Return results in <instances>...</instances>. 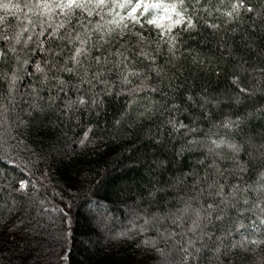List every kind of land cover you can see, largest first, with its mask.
Segmentation results:
<instances>
[{"label":"snow or ice","instance_id":"6c2138e0","mask_svg":"<svg viewBox=\"0 0 264 264\" xmlns=\"http://www.w3.org/2000/svg\"><path fill=\"white\" fill-rule=\"evenodd\" d=\"M0 11L4 13L0 15V128L17 131L34 127L37 122L43 126L40 118L49 114H55L61 123L73 118L78 121L79 116L103 107L104 99L113 95L128 98L126 111L139 104L137 96H143L141 119L151 120L160 113L174 117L184 111L181 105L169 101L158 106L148 99L149 93H162L151 83L152 74L159 78L161 73L157 63L161 48L166 47L175 57L179 32L195 30L200 23L213 31L221 28V24L209 23L205 17L222 18L226 24L241 21L242 14L264 19V9L258 11L252 0H0ZM151 31L158 33V41L145 36ZM245 44L250 55L234 63L230 81L235 85L233 99L245 108L259 104L262 107L257 110H264V46H257L252 39ZM153 45L155 52L146 50ZM241 73L245 79L251 78L249 85L242 86ZM184 102L198 103L201 115L207 116L213 100L187 95ZM251 115L230 114L216 127L223 129L225 136L235 135ZM164 123L172 134L185 136L188 145L205 143L187 139L188 134H198V129L182 120L166 117ZM93 132L94 125L89 123L77 144L86 147L92 143ZM225 149L231 153V169L217 164L225 159L220 155ZM207 152L212 162L205 165L200 161L205 174L193 177L191 188L183 180L177 181L184 195L176 210L165 214L175 230L161 236L173 240L179 237L176 243L182 259L192 264H199L202 254L204 258L210 254L214 264H242L248 258L252 264H264V256L257 255L264 250V143L212 139ZM241 152L246 160L238 159ZM20 174L25 178L16 181L14 187L0 185V220L5 212L13 217L4 225L5 230L15 228L29 207L38 205L33 221L37 227H41L43 214L57 211L46 207L36 195L39 186L31 178V170L20 169ZM229 179L237 182L230 183ZM3 191L12 199L5 198ZM250 193H256L254 199H241ZM59 211V221L48 217L47 227L55 231L59 226L63 235L71 221L68 211ZM142 243L156 246L155 240Z\"/></svg>","mask_w":264,"mask_h":264},{"label":"trees","instance_id":"16d2710c","mask_svg":"<svg viewBox=\"0 0 264 264\" xmlns=\"http://www.w3.org/2000/svg\"><path fill=\"white\" fill-rule=\"evenodd\" d=\"M252 2L258 11L264 9V0ZM0 15L4 13L0 11ZM205 19L221 24V28L213 31L200 23L195 30L179 32L175 57L166 47L157 55L161 73L159 78L153 73L151 83L162 93H149L148 99L158 106L169 101L181 105L184 111L174 117L160 113L151 120L141 119L143 96H137L139 104L126 111L128 98L113 95L104 99L103 107L79 116L78 121L73 118L61 123L55 114H49L40 118L43 126L37 122L34 127L19 131L0 128V185L5 189L14 187L16 181L25 178L20 169H30L31 178L39 186L36 195L49 209H57L43 214L41 227H37L33 221L38 205L29 207L23 220L9 230L4 225L13 217L5 212V218L0 220V264H192L182 259L176 243L179 237L173 240L161 236L175 230L165 214L175 211L184 195L177 181L183 180L191 188L193 177L198 179L205 174L200 161L205 165L212 162L207 152L212 139L264 143V110H257L262 106L245 108L235 103V85L230 83L235 61L250 55L245 42L252 39L257 46H264V19L252 14H242L241 21L231 24L222 18ZM10 23L15 26L18 22ZM145 36L150 41L159 39L154 31L145 32ZM135 42L133 38L132 43ZM146 50L155 52L154 45ZM240 75L242 86L249 85L251 78ZM187 95L212 99L208 115H201L198 103L184 102ZM236 112L253 115L245 120L242 131L225 136L216 125ZM166 117L197 128L198 134H188L187 139L205 143H184L185 136L172 134L165 125ZM11 122L9 117V125ZM89 123L94 125L90 134L93 141L80 147L77 140ZM21 140L23 144H18ZM220 155L225 159L217 161L218 166L231 169V153L225 149ZM238 159L246 160L247 156L241 152ZM244 179L249 180V176ZM2 194L12 199L7 191ZM255 195L250 193L241 199H254ZM59 210L68 211L71 221L63 235L59 226L55 231L47 227L48 217L59 221ZM144 240H155L156 246L143 244ZM257 255L264 256V250ZM210 261L214 264L210 254L207 258L202 254L199 264ZM242 264H252L251 258Z\"/></svg>","mask_w":264,"mask_h":264}]
</instances>
